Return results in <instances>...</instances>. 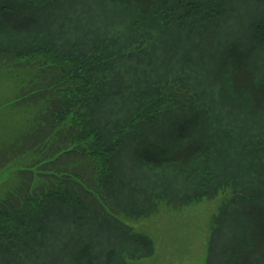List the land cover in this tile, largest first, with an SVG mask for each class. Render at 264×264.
<instances>
[{"label": "trees", "instance_id": "obj_1", "mask_svg": "<svg viewBox=\"0 0 264 264\" xmlns=\"http://www.w3.org/2000/svg\"><path fill=\"white\" fill-rule=\"evenodd\" d=\"M64 2L0 0V74L13 88L0 103V116L10 115L15 126L0 141V173L10 168L15 177L0 194V264H99L93 237L98 228L116 242L140 236L133 225L151 209L121 203V197L132 198L125 175L133 170L181 173L201 161L189 178L180 176L182 201L217 194L205 177L213 169L211 157L199 158L204 143L178 144L209 107L185 86L188 72L180 73L175 86L136 79V72L148 77L152 71L151 63L139 64L146 48L165 44L166 57L178 53L186 67L206 71L219 93L217 104L230 103L244 117L245 129L237 128L241 136L230 135L231 125L222 123V129L255 157L247 163L235 153L243 162L239 174L247 179L231 187L222 181L229 198L214 217L213 232L230 207L242 211L246 226L237 240L211 248L207 264H215L216 251L223 264H264V0H109L132 16L115 19L103 41L89 25L102 21L104 28L109 15L98 13L94 23L68 36L54 29L55 19L45 20L47 7L54 6L56 18ZM75 2L82 14L96 0ZM123 73L131 83H122V76L113 83ZM113 86L118 93L126 89L128 101L115 121L110 113L112 122L100 133L94 116L100 96ZM187 106L188 117L164 125L166 113ZM182 201L166 202L174 209ZM139 242L145 256L150 242ZM123 251L109 245L102 264H123Z\"/></svg>", "mask_w": 264, "mask_h": 264}, {"label": "rangeland", "instance_id": "obj_2", "mask_svg": "<svg viewBox=\"0 0 264 264\" xmlns=\"http://www.w3.org/2000/svg\"><path fill=\"white\" fill-rule=\"evenodd\" d=\"M64 5L59 11H56L57 17L54 18V6H49L44 10L45 20H56L55 30L60 27L63 29L62 35H71L75 28H87L90 23L98 17V13L102 16H107L109 20L106 22L105 27L102 26V21L97 24L89 25L93 30V34L100 35L101 41L105 38L108 40L107 33H111L109 26L115 19L126 18L132 16L123 12L120 7L108 3L109 0H96L90 2L83 8V13H80V8L75 2L76 0H64ZM98 3L104 6L97 7ZM111 4V5H110ZM109 5V6H107ZM112 7V12H111ZM110 14L112 16L110 17ZM69 15L70 17H66ZM104 18V17H103ZM48 34V35H47ZM46 42L49 40V33H47ZM86 38L83 40L85 41ZM86 43V42H84ZM125 45V42H122ZM146 53L139 59V64L151 63L152 71L149 72L148 77L145 73L136 72V79H145L147 82H156L159 85L167 81L174 86L177 84L180 73L188 72L186 74L185 86L201 99L203 104L207 106L206 110H201V124L196 129H189L184 133L183 137L179 139L178 144H185L190 140H200L205 145V152L199 158L211 157L213 169L205 173L207 179L206 183L209 188L215 187L217 194L213 197L203 195L202 197H195L191 200L184 202L182 198L186 196L185 186L181 181V175L189 178L193 169L199 166L201 161L196 162L192 169L183 172H176L174 170H165L161 172L152 171L149 168L143 170H133L125 177V190L132 195L131 199L121 197L123 205L135 206L138 208L151 209L143 221L133 225V228L140 236H132L125 239L127 242H116L111 236L105 233L102 229L94 232V257L95 260L102 264L103 255L106 247L109 245L117 244L119 249L123 251L125 258L123 264H207L208 254L211 248H218L221 243H225L231 238L237 240L246 226V221L242 216V211L237 207H230L225 211L224 215L218 220L220 228L217 232H213L214 217L218 216L219 208L222 203H227L226 198H229V190L225 189L222 182L223 180L232 186V182L242 183L246 181L247 177L239 174V165L242 158L250 163L255 160L252 152L244 151L238 145L233 137L229 138L225 130L222 129V123L231 125L228 132L232 136H241L237 132L238 126L245 129L243 116H239L234 106L230 103L219 101V93L216 85L209 78L206 71L197 66L186 67L179 59V54L166 57V44L161 48L147 47ZM117 49H114V52ZM148 51H151L149 54ZM44 52V51H43ZM132 74V72H130ZM122 76V83H131V78L128 74H118L113 78V83L120 80ZM135 79V80H136ZM132 81L131 86L135 83ZM13 88L10 83L0 74V101L5 98H10ZM151 90V89H150ZM149 94V92H148ZM126 89L121 92H116L115 87L107 89L104 95L100 96L98 113L94 116L95 125L98 126L100 133L109 125L111 121L110 113L113 114L114 121L118 116V109L127 102ZM205 95V99H203ZM136 100L134 103H137ZM199 102V107L203 105ZM164 107L166 105L162 104ZM203 109V108H202ZM173 114L170 116L166 113L163 123L171 124L175 119L182 120L188 117L192 108H185L180 110L173 108ZM194 110V109H193ZM3 123L0 124V141L8 140L13 134L15 126L10 123V116L0 118ZM169 127V126H168ZM222 149L227 151L229 157H226L220 151ZM232 151V152H231ZM235 153H238L242 158ZM231 155V156H230ZM263 158H260V162ZM223 162L228 164V168H224ZM257 164V162L255 163ZM237 169V170H234ZM212 175V176H211ZM216 176V178H214ZM234 178V179H231ZM221 181V182H220ZM15 182L13 170L7 169L0 173V194L7 189H10ZM174 182L170 185V183ZM135 189V190H134ZM224 189V190H223ZM222 190V191H221ZM219 192V193H218ZM177 200L185 203L184 206L179 208H171L167 206L168 200ZM140 239L148 240L151 245V250L145 256L139 255ZM228 243V241L226 242ZM220 251L212 254V260L215 264H223V260L219 256ZM70 264H75L71 261Z\"/></svg>", "mask_w": 264, "mask_h": 264}]
</instances>
